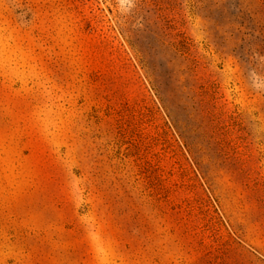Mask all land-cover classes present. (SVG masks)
<instances>
[{
	"label": "rangeland",
	"instance_id": "374dc122",
	"mask_svg": "<svg viewBox=\"0 0 264 264\" xmlns=\"http://www.w3.org/2000/svg\"><path fill=\"white\" fill-rule=\"evenodd\" d=\"M0 264H264V0H0Z\"/></svg>",
	"mask_w": 264,
	"mask_h": 264
}]
</instances>
